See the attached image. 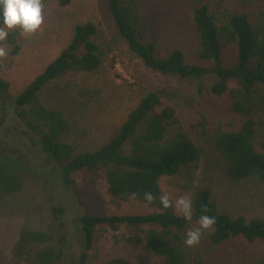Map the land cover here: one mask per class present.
<instances>
[{"label":"trees","instance_id":"1","mask_svg":"<svg viewBox=\"0 0 264 264\" xmlns=\"http://www.w3.org/2000/svg\"><path fill=\"white\" fill-rule=\"evenodd\" d=\"M57 2L66 7L71 0H42V4ZM246 7L257 1L239 0ZM108 9L115 30L125 42L128 51L142 65L163 77L203 83L197 95L227 98L231 112L243 119L237 130L221 127L207 129L202 123L198 133L209 140L225 163V176L231 182L253 179L264 184V10L256 14L231 12L228 9L213 12L205 3H197L192 11L193 34L197 43L196 63H188L182 52L172 51L167 57L158 55V46L148 41V25L141 17L135 0H108ZM98 31L91 22L76 25L71 39L59 56L10 101L0 99V129L7 119L13 124L9 134H20L38 148L44 157V168L51 180L69 187L72 176L79 171L101 172L107 192L113 200L133 199L147 204L144 193H151L154 202L149 205L157 211L149 214L93 216L86 212L81 218L78 239L81 253L71 258L72 264H85L93 250L99 228L112 229L127 226L138 229L139 235L127 238V243L161 258V264H188L180 234L197 221L203 210L215 217L207 240L213 247H221L232 240L248 244L260 243L262 255L257 264H264V219L231 218L218 212L209 190L195 193L192 199L193 216L185 221L173 208L159 206L160 182L173 177L184 168L197 163L202 150L181 131L170 132L175 123L174 112L163 106L166 91H143L131 100L130 106L113 122L102 110L97 121H89L92 128L98 123L100 141L94 142L92 128L80 130L84 134L77 143L67 139L70 123L64 114L43 105L40 94L50 84L78 73L96 72L103 53L96 43ZM16 37L8 35L7 43L14 45ZM235 50L234 63H223V47ZM12 54H17L14 47ZM9 84L0 78V95L7 94ZM101 120V121H100ZM100 121V122H99ZM115 122V123H114ZM88 123V121H87ZM81 126L84 125V118ZM5 130V129H3ZM259 140L258 148L255 141ZM3 145V144H2ZM55 220L60 221L64 208L53 205ZM49 232L22 231L12 248L13 264H57L63 253L52 245ZM107 264H130L125 259H114Z\"/></svg>","mask_w":264,"mask_h":264},{"label":"rangeland","instance_id":"2","mask_svg":"<svg viewBox=\"0 0 264 264\" xmlns=\"http://www.w3.org/2000/svg\"><path fill=\"white\" fill-rule=\"evenodd\" d=\"M200 2L213 12L226 8L231 12L256 14L264 10V0L246 8L239 0H135L148 25V41L157 44L160 57L178 50L188 63H196L197 43L191 20L193 8ZM42 15V25L36 32L25 34L17 29L8 34L15 35L14 45H9L7 38L0 41V48L5 52L0 56V78L10 86L7 94L0 95L1 100L12 101L66 48L74 27L91 22L98 31L96 43L103 53L100 68L93 73L68 75L48 85L40 94L45 107L61 111L69 121L71 129L67 139L73 144L80 141L85 136L80 130L92 128L89 121H97L98 112H110L113 108L114 114L107 118L113 122L141 92L164 90L168 96L163 99V106L171 108L175 118L169 131L186 133L202 150V156L176 176L163 178L161 194H167L173 201L181 195L192 200L196 192L209 190L219 213L231 218L264 219V184L253 179L228 180L223 159L211 142L198 133L202 123L210 130L219 126L233 131L243 121L231 112L227 98L196 94L199 86L210 84V79L202 84L181 81L146 69L131 55L115 30L108 0H71L66 7L52 1L43 5ZM14 47H17L15 55L12 54ZM234 58V48L224 46L223 63L231 66ZM83 118L85 127L81 126ZM12 124L7 119L5 130L0 129V264H13L12 248L24 230L51 233L53 247L63 253V261L57 264H72L71 258L81 253L77 236L86 212L103 217L157 211L135 199L113 200L101 172L79 171L72 176L74 182L69 187L55 183L50 171L44 168L39 149L31 147L20 134L8 133L6 129L13 128ZM102 124L91 129L94 135L89 136L94 142L100 141L98 129ZM258 143L256 140L257 148ZM53 205L62 206L66 212L60 221L52 215ZM198 227L190 224L180 234L188 264H257L262 255L260 243L232 240L221 247L211 246L207 240L211 228L201 230L198 245L185 247V233ZM134 235H139L138 229L127 226L99 228L85 264H107L120 258L130 264H161V258L127 243V238Z\"/></svg>","mask_w":264,"mask_h":264},{"label":"clouds","instance_id":"3","mask_svg":"<svg viewBox=\"0 0 264 264\" xmlns=\"http://www.w3.org/2000/svg\"><path fill=\"white\" fill-rule=\"evenodd\" d=\"M43 4L42 0H0V41L7 38L10 31L19 30L25 34L36 32L43 22ZM5 52L0 48V56H4ZM132 198H136V194H132ZM144 201L151 205L154 197L151 193H144ZM159 206L163 210L169 208L183 217L185 221H191L193 216L192 200L186 195L177 197L174 201L167 194L159 197ZM204 214L198 218L197 229H190L185 233V247H194L199 244L202 231L212 227L215 224V217L207 214V209L203 210Z\"/></svg>","mask_w":264,"mask_h":264}]
</instances>
